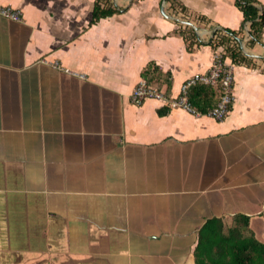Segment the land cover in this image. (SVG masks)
<instances>
[{
  "label": "crops",
  "instance_id": "1",
  "mask_svg": "<svg viewBox=\"0 0 264 264\" xmlns=\"http://www.w3.org/2000/svg\"><path fill=\"white\" fill-rule=\"evenodd\" d=\"M95 1L0 0L20 11L0 15V264H195L203 223L237 213L264 243V31L226 117H194L130 94L176 96L243 40L235 0H104L93 21Z\"/></svg>",
  "mask_w": 264,
  "mask_h": 264
},
{
  "label": "trees",
  "instance_id": "2",
  "mask_svg": "<svg viewBox=\"0 0 264 264\" xmlns=\"http://www.w3.org/2000/svg\"><path fill=\"white\" fill-rule=\"evenodd\" d=\"M257 4V0H235V5L242 12L243 22H250L249 45L260 42L264 31V8ZM174 5L185 10L181 4ZM117 10L109 3L105 6L104 0H96L93 21ZM225 37L221 39H225L224 43H227L226 52L231 61L234 64L247 63L240 49L226 41L228 37ZM143 77H146L144 72ZM218 89V87L213 89L212 86L195 85L191 88L189 97L196 107L205 110L217 102ZM214 97H217V100L210 105V100ZM248 222L249 216L239 213L232 216L231 225H226L221 217L208 218L198 230L197 243L193 250L195 264H264V243L248 229Z\"/></svg>",
  "mask_w": 264,
  "mask_h": 264
},
{
  "label": "built area",
  "instance_id": "3",
  "mask_svg": "<svg viewBox=\"0 0 264 264\" xmlns=\"http://www.w3.org/2000/svg\"><path fill=\"white\" fill-rule=\"evenodd\" d=\"M179 13L184 15L180 9H177V14ZM0 15L8 19L18 20L20 18V11L10 5H0ZM186 17L185 14L181 21L185 22ZM246 22L243 40L239 42V40L230 39V44L236 45L239 49H244V42L250 36V22ZM196 27L192 26L194 31H199ZM215 46L216 49L213 51L210 68L207 71L197 72L186 78L180 85L176 96L168 95L165 91L147 83L145 79H140L130 94V101L135 105H139L146 99H154L170 109H182L194 117L207 116L217 121L223 120L234 100L233 82L235 64L227 55V43L218 42V45L215 44ZM227 59L228 61H226ZM195 85L218 87L219 97L215 105L205 110L196 107L189 97L190 90Z\"/></svg>",
  "mask_w": 264,
  "mask_h": 264
}]
</instances>
